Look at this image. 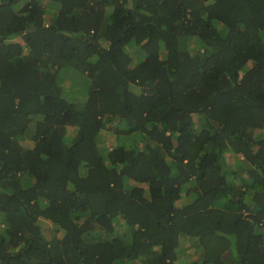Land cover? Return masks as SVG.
<instances>
[{"label":"trees","instance_id":"trees-1","mask_svg":"<svg viewBox=\"0 0 264 264\" xmlns=\"http://www.w3.org/2000/svg\"><path fill=\"white\" fill-rule=\"evenodd\" d=\"M42 1L0 0V264H264V0Z\"/></svg>","mask_w":264,"mask_h":264},{"label":"rangeland","instance_id":"rangeland-1","mask_svg":"<svg viewBox=\"0 0 264 264\" xmlns=\"http://www.w3.org/2000/svg\"><path fill=\"white\" fill-rule=\"evenodd\" d=\"M43 3L42 5L44 6H49L48 3H46L45 1H42ZM16 41H18V39H16ZM79 74L74 73L72 71L69 70V72H65L63 74V78L65 80H63V82L61 83L62 88L64 89V91L66 92V98L74 100L76 95H81V97L83 99L86 98V93H85V87L86 85H88V82L86 83V81L84 80V77L82 75L78 76ZM73 136L72 132H68L67 135V139H71ZM106 137V136H105ZM102 137L100 138L101 140H105L107 138ZM238 162V160L236 161V163ZM182 250L184 251L183 254L180 255L179 260L175 263V264H188L189 262H191L193 260V251L194 248L192 246H190L189 244H187L186 242L183 243V245L181 246Z\"/></svg>","mask_w":264,"mask_h":264}]
</instances>
